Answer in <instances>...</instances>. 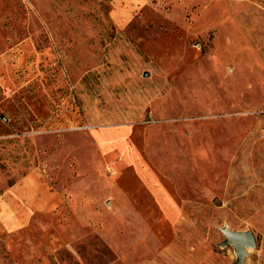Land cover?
<instances>
[{
  "label": "rangeland",
  "instance_id": "1",
  "mask_svg": "<svg viewBox=\"0 0 264 264\" xmlns=\"http://www.w3.org/2000/svg\"><path fill=\"white\" fill-rule=\"evenodd\" d=\"M100 130L145 146L181 198L155 253ZM48 191L61 203L32 213ZM224 229L254 235L242 262ZM155 254L264 264V0H0V264Z\"/></svg>",
  "mask_w": 264,
  "mask_h": 264
},
{
  "label": "crops",
  "instance_id": "2",
  "mask_svg": "<svg viewBox=\"0 0 264 264\" xmlns=\"http://www.w3.org/2000/svg\"><path fill=\"white\" fill-rule=\"evenodd\" d=\"M94 138L98 156L100 155V158H106V160L107 157L116 159L115 163H118V168H121L120 173H117V170L114 168L116 171L114 174L117 175L116 178H119V180H116L121 184V197L125 198L132 207L127 212L126 205L121 203V214L141 218V229L139 228L138 230L140 234L138 240H141V255L147 248L154 250L155 253L156 249L160 247V241L156 234L160 231L161 227L156 224H160L159 218H174L181 214V198L174 188H172L169 179L162 176L154 164L148 160L145 146L141 145V148H137V150L130 147L128 143L130 142L129 136L126 132L100 130L96 132ZM142 143L143 140H141ZM112 162L114 163V161ZM27 184L29 183L26 182ZM33 186H27V188L30 187L27 189L30 194H35L34 188L36 191L39 188L38 185L33 184ZM48 197L50 198L46 200L44 198L39 199L38 197L34 199L31 195L30 203H32V206L29 208L30 211L32 213L36 211H50L55 208V204L61 203L59 195L56 196L55 194L54 196L53 193L48 191ZM133 202L135 205L132 204ZM146 218H150L149 221ZM155 218H158V222ZM146 233L148 234L147 236H145ZM146 240L149 243H143ZM159 258L158 255L150 257L141 256V260L137 263H167L164 262L165 260L160 261ZM172 261L169 259L168 263Z\"/></svg>",
  "mask_w": 264,
  "mask_h": 264
},
{
  "label": "water",
  "instance_id": "3",
  "mask_svg": "<svg viewBox=\"0 0 264 264\" xmlns=\"http://www.w3.org/2000/svg\"><path fill=\"white\" fill-rule=\"evenodd\" d=\"M226 235V244H231L235 247L237 253V263L242 262L247 255V248H253L256 245V240L251 232H231L224 229Z\"/></svg>",
  "mask_w": 264,
  "mask_h": 264
}]
</instances>
